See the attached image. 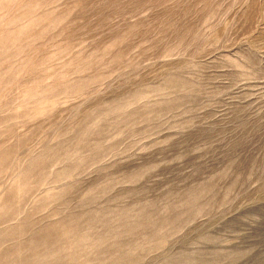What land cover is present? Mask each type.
<instances>
[{
    "label": "rangeland",
    "instance_id": "1",
    "mask_svg": "<svg viewBox=\"0 0 264 264\" xmlns=\"http://www.w3.org/2000/svg\"><path fill=\"white\" fill-rule=\"evenodd\" d=\"M0 264H264V0H0Z\"/></svg>",
    "mask_w": 264,
    "mask_h": 264
}]
</instances>
